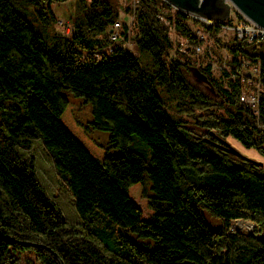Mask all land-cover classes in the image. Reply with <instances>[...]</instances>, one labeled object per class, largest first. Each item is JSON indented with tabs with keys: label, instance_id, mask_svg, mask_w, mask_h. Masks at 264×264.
I'll list each match as a JSON object with an SVG mask.
<instances>
[{
	"label": "trees",
	"instance_id": "1",
	"mask_svg": "<svg viewBox=\"0 0 264 264\" xmlns=\"http://www.w3.org/2000/svg\"><path fill=\"white\" fill-rule=\"evenodd\" d=\"M65 1L0 0V264L23 250L39 264H264L263 166L227 149L231 136L264 155L238 78L220 85L173 47L170 26L197 38L165 0H125L137 53L108 37L120 0H73L69 35L52 9ZM221 43L235 72L240 52L259 58L264 83V47ZM240 219L251 233L230 229Z\"/></svg>",
	"mask_w": 264,
	"mask_h": 264
},
{
	"label": "built area",
	"instance_id": "2",
	"mask_svg": "<svg viewBox=\"0 0 264 264\" xmlns=\"http://www.w3.org/2000/svg\"><path fill=\"white\" fill-rule=\"evenodd\" d=\"M185 13L187 14L186 11ZM230 14L229 10L227 16L221 20L207 18L196 13L188 14L191 17L188 18L190 20L187 19V23L192 21V24L188 23V25L197 38L195 44L189 45L187 38L177 34L172 26L169 28V34L174 48L176 45L173 36L177 34L183 40L179 49H182L189 58L202 56L205 59L204 65L209 64L210 74L214 76V73H218V78H221L224 84L237 77L240 87V100L252 109L257 118H260L259 125L264 127V118L260 117L261 96L264 94L261 60L259 58L253 59L247 53L240 52L236 55L238 69L235 72L229 64L232 61V53L221 43L231 39H243L248 43H256L257 47H264V28L248 21L239 11L232 13L233 15ZM161 19L168 23L164 16H161ZM68 29L66 34L69 35L73 30V25ZM133 29L136 32L133 15H131L130 22L118 18L109 29L108 37L111 40H122L123 46L127 50L133 49V45L136 50V40L134 36H130ZM130 41H133V45Z\"/></svg>",
	"mask_w": 264,
	"mask_h": 264
},
{
	"label": "rangeland",
	"instance_id": "3",
	"mask_svg": "<svg viewBox=\"0 0 264 264\" xmlns=\"http://www.w3.org/2000/svg\"><path fill=\"white\" fill-rule=\"evenodd\" d=\"M135 0H131V5H132V2H134ZM120 4H121V9H120V19L121 20H124L125 22H130L131 20V14H128V13H125L123 11V8L124 6L127 4V2L125 0H120ZM171 10L172 11H176V10H179V11H182L181 9L179 8H176L175 6L171 5ZM52 9L54 11V14L57 18V23H56V30L61 32V33H65L66 34V31L69 30L68 28H70L72 26V9H73V0H68V1H65V2H58V3H55L52 5ZM229 10H230V15H233L232 13H235L237 12L238 13V10L236 9V7H234L232 4L229 6ZM186 11V10H185ZM185 11H182L185 13ZM187 14H193V12H188L186 11ZM189 15V17H191ZM190 20V19H188ZM188 23L191 25L192 24V21H188ZM135 30L133 29L130 33V36H134L135 35ZM179 35L175 34V36H173V39H174V43L176 45L175 48H178L181 46V43L183 42V40L181 39V37H178ZM132 40V39H131ZM130 43H132L133 45V41H130ZM129 50H132V51H135L134 53H137V51L135 50V46L133 45V49H129ZM182 50V49H181ZM262 52H264V48L261 49ZM175 50L174 48L171 49V54H174ZM146 55H143V58H145ZM191 58V61H193V63L195 64V66H203L205 64V59L202 57V56H199V57H190ZM194 79L197 83H199V86L205 91L207 92L209 95H213V88L211 86H209V84H207L206 82L202 81V78H200V75L199 73H197L195 71V74H194ZM214 76H212V78L220 85H224V81L221 80V78H218V73H214L213 74ZM78 116L83 120V121H87L89 118H90V115H89V107L88 106H83L81 108V110L78 112ZM90 134L95 137L98 141L100 142H105L106 139H107V132L106 131H103V130H91L90 131ZM227 141L233 146L235 147L240 153H242L243 155L247 156V157H250V158H253L255 159L256 161L262 163V166H263V170H264V155L261 154L260 152H258L256 149L254 148H247L245 146H243L238 140H236L235 138L229 136L227 138ZM39 167L41 168V176L42 178L46 181H48L51 186L54 187V190L55 188L59 190V187L60 185L57 183V179L56 177L54 176L55 174H52L51 172V168L49 167V165L47 164H42L41 166V163H38ZM58 187V188H57ZM64 197V194L63 196H61L60 199H62ZM68 207H67V212H68V215L70 217H74L75 214H73V211L71 210L69 204L67 203ZM241 221L238 220L237 222L236 221H231V224L234 225V224H239ZM247 222V221H245ZM248 223V222H247ZM250 224V227L253 231L255 225H253L252 223H248ZM240 227V226H238ZM240 229H243L246 230V231H250V228H246V227H240ZM251 231V232H252ZM19 256H20V264H39V262L34 258V255L32 253V251L30 250H23L19 253Z\"/></svg>",
	"mask_w": 264,
	"mask_h": 264
},
{
	"label": "water",
	"instance_id": "4",
	"mask_svg": "<svg viewBox=\"0 0 264 264\" xmlns=\"http://www.w3.org/2000/svg\"><path fill=\"white\" fill-rule=\"evenodd\" d=\"M165 1L181 10L193 12L198 15H202L207 18H212L216 20H221L222 18H225L227 16L229 12V2H230L248 21L257 25L258 27L264 28V0H165ZM217 1L221 2L222 6L225 8V11L222 14H215L210 11L212 3ZM227 149L234 154H241L229 142H227ZM230 229L239 230L238 228L234 227L232 224L230 225ZM243 233H251V231L243 232ZM60 264H63L61 259H60Z\"/></svg>",
	"mask_w": 264,
	"mask_h": 264
},
{
	"label": "flooded vegetation",
	"instance_id": "5",
	"mask_svg": "<svg viewBox=\"0 0 264 264\" xmlns=\"http://www.w3.org/2000/svg\"><path fill=\"white\" fill-rule=\"evenodd\" d=\"M210 11L215 14H222L225 8L222 6L221 2L217 1L212 3Z\"/></svg>",
	"mask_w": 264,
	"mask_h": 264
},
{
	"label": "bare ground",
	"instance_id": "6",
	"mask_svg": "<svg viewBox=\"0 0 264 264\" xmlns=\"http://www.w3.org/2000/svg\"><path fill=\"white\" fill-rule=\"evenodd\" d=\"M240 223L239 224H234L233 226L238 228L239 230L243 231V229H240V227H246V228H250V231H252L251 227H250V224H248L247 222H245V220H241L240 219ZM254 225V224H253ZM240 226V227H238ZM250 231H246L244 230L243 232H250Z\"/></svg>",
	"mask_w": 264,
	"mask_h": 264
}]
</instances>
